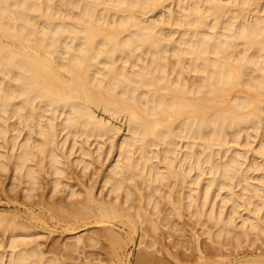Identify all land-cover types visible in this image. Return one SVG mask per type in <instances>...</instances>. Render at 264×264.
I'll use <instances>...</instances> for the list:
<instances>
[{
  "label": "bare ground",
  "instance_id": "obj_1",
  "mask_svg": "<svg viewBox=\"0 0 264 264\" xmlns=\"http://www.w3.org/2000/svg\"><path fill=\"white\" fill-rule=\"evenodd\" d=\"M7 170L29 200L31 226L54 218L67 231L100 229L62 244V255H50L29 225L12 230L0 241V264H67L75 253L76 264H102L88 249L107 248L103 240L114 255L108 264H122L137 234L136 264L191 255L219 264L211 258L233 239L260 238L264 0H0V173ZM186 215L210 242L196 231L193 246L163 242L161 225L172 229ZM248 255L240 264L263 260Z\"/></svg>",
  "mask_w": 264,
  "mask_h": 264
},
{
  "label": "rangeland",
  "instance_id": "obj_2",
  "mask_svg": "<svg viewBox=\"0 0 264 264\" xmlns=\"http://www.w3.org/2000/svg\"><path fill=\"white\" fill-rule=\"evenodd\" d=\"M115 158V157H114ZM114 158L112 159V161L114 160ZM79 168V167H78ZM78 168H76V166L75 167H73V169H74V175H76V173H80V174H82L81 172H78L79 170H80V168L78 169ZM93 170H94V167L92 166L91 167ZM91 168L89 169V170H91ZM88 170V172H90ZM11 170H7V171H5V172H1L0 174V178L2 179V182H4V184L2 183L1 184V180H0V213H2L4 216H6L5 218H6V222L7 223H1L0 222V241H1V239H2V241H3V239L6 241V239H7V236L9 235L8 234V232L10 233V231H12V230H14V232L16 231L17 232V229L19 230V229H21L20 231H22L23 232V227L24 226H26V227H28V225H29V227L28 228H30V232H32L31 231V228H34V231L32 232V233H36L35 231L37 230V232H39V235L37 236L38 238H37V240L39 241V242H44V244L43 245H45V248L48 246V244H49V249H51V248H54L55 250H56V252L58 251V254H56L55 253V251H54V249H51V251L53 252V254L52 253H49L50 255H59V254H61L62 255V252H64L65 251V248H64V245H62V244H65V242H69V243H72L73 242V240H74V238L76 237V236H78V235H85V236H87L89 233H91V231H96L97 229L96 228H98V230L100 229V227H96L95 225H89V226H87L86 227V229H84V230H81V231H67V230H64L65 229V227H64V225L66 224V223H64L63 221H58L57 219H49L48 221H44V220H41V219H39V220H34V219H31V221H34V223L32 222V224L34 225H32L31 226V222H30V220L28 219V214H29V210H28V213L26 212L25 214H24V212L26 211V209L27 208H29L28 206H27V202L29 201V200H27V199H25V200H23L24 199V197H23V193L22 192H20L21 191V185L19 186V184H20V182H19V178H15L14 179V177H13V173L11 172ZM5 173V174H4ZM44 173V172H43ZM11 176H10V175ZM4 177V178H3ZM46 177V178H45ZM11 178H13L12 179V182L10 181L11 180ZM46 179V180H45ZM83 179H86L85 177H83ZM48 181V175L47 174H44L43 175V181ZM73 180V179H72ZM10 181V182H9ZM44 181V182H45ZM74 181V180H73ZM73 181H71V182H73ZM16 183H18V186H17V184ZM12 184V185H11ZM13 185H15V186H13ZM4 187V188H3ZM6 187H7V189L9 190H7L6 189ZM12 188V189H11ZM40 188V189H39ZM38 189V191L40 192H43V186H41V187H39ZM60 188V187H59ZM63 187H62V185H61V189H62ZM2 189H3V191H2ZM7 192H6V191ZM19 193V194H18ZM21 193V194H20ZM59 195H56L57 197L58 196H61V194L60 193H58ZM8 195V196H7ZM22 195V196H21ZM15 196V198H13V200H12V197H14ZM19 196H21V197H19ZM10 197V198H9ZM17 197V198H16ZM19 197V198H18ZM23 198V199H22ZM9 199V200H8ZM11 200V201H10ZM16 200H18V201H16ZM52 200V199H51ZM8 201H10V202H8ZM25 203H24V202ZM39 211V209H36V213ZM245 211H243L242 213H244ZM27 214V215H26ZM14 215V216H13ZM18 217H17V216ZM25 215H26V217H25ZM25 218H24V217ZM5 218H4V220L3 221H5ZM13 218H15L14 220H15V222H16V219L18 220H20V222L21 223H19V220L14 224V223H10V221H12V219ZM36 219V218H35ZM28 222H26V221ZM23 221H25V223L23 222ZM181 221H185L186 223H178L177 225H175V223H174V225H172L173 227H172V229H168V226H165V227H163L162 225H161V227H162V229L165 231V235H163V230H161V234H159V237L160 238H162L163 239V242H166L165 244H171V240H175L176 238L179 240V239H181L182 241H185V242H187V240H189L186 244L188 245V243H189V247L190 246H193V245H195V241H196V239H197V237H195V231H196V235L197 236H199V243H201L202 245H204V244H206L207 243V241H209V239H208V237H207V235L206 234H204V228H205V226H202V225H199V224H197V223H194L190 218H189V216L188 215H186L185 216V218H183V219H181ZM238 221H240V219L238 218ZM30 222V223H29ZM36 222V223H35ZM8 224L10 225V228H9V226H8ZM15 226H14V225ZM24 224V225H23ZM148 224V223H147ZM147 224L146 223H143V226H147ZM206 224H208V225H212V223H206ZM19 227H18V226ZM20 225H22V226H20ZM180 225V226H179ZM12 226H14V228H12ZM31 226V227H30ZM37 226V227H36ZM174 226H176V228H174ZM178 226L179 227H181L179 230H178ZM6 227H7V230H6ZM18 227V228H17ZM117 227V228H116ZM115 228L116 229H118V230H120V231H122L123 233H126L125 231H128V227L127 226H123V225H121L120 223H118L117 224V226H115ZM36 229V230H35ZM96 229V230H95ZM101 229H102V227H101ZM175 229H177V230H175ZM33 230V229H32ZM80 230V229H79ZM6 231H7V233H6ZM41 231V232H40ZM15 232V233H16ZM43 232V233H42ZM169 232H170V234H169ZM17 233H20V232H17ZM166 233H167V235H166ZM171 233H172V236L173 237H171ZM43 234V235H42ZM200 234V235H199ZM194 235V236H193ZM263 236H260V238H256L255 237V235L254 234H251V235H249V237L247 238V239H242V240H240V241H234V239L227 245V247L226 248H224L223 249V253L224 254H220L222 257H225L226 256V258H223L224 260V262L222 261V259L220 260L219 258H222L220 255H218V256H215V257H212L211 259H215L216 257V259L217 260H219L220 262H219V264H240V262H239V260L241 261L242 260V258H243V256H245V255H247V254H249L248 256H247V258L248 259H256L257 257V255H262V257H261V259H263V260H261L260 258H257V259H260L261 261H257L256 263H254V262H248V263H244V264H264V234H262ZM162 236V237H161ZM164 236H168L167 238L166 237H164ZM5 237V238H4ZM23 237V236H22ZM141 238L140 236H138V234L136 235V240L137 241H133V242H129V244L126 246V247H124L121 251L123 252V257H124V261H123V263L122 264H136V260H137V252H138V250H139V252L141 251V249L140 248H142L143 246L142 245H139V242L138 241H140V239L139 238ZM173 238V239H172ZM176 239V240H177ZM184 239V240H183ZM187 239V240H186ZM195 239V240H194ZM167 240V241H166ZM195 242V243H193V242ZM4 242V241H3ZM138 242V243H137ZM168 242H170V243H168ZM190 242H192L191 243V245H190ZM210 242V241H209ZM46 243V244H45ZM102 243H104L103 245L105 246L106 244V246H108L107 248H105V247H101L102 246V244H97V245H92L91 247L90 246H88L87 248H89L88 250H90L91 251V249H92V252H94V253H101L100 255L102 256V258H103V263L102 264H108L109 263V261L108 260H110V261H112L113 260V258L114 257H112V256H114V255H112L113 253H111V252H113L112 251V249H111V247H110V244H109V242L107 241L106 242V240H103V242ZM217 245V244H216ZM95 246V247H94ZM140 246H142V247H140ZM44 247V246H43ZM63 247V248H62ZM93 247V248H92ZM158 247L159 248H161V244L160 245H158ZM179 247V248H178ZM177 247V249L179 250V254H180V252H181V256H182V254L183 253H188L189 255H191L192 253V250L191 249H188V251L187 250H185V248L183 249V250H180L181 248H182V246H178ZM87 248H86V250H87ZM62 249V250H61ZM107 249V250H106ZM0 250H1V248H0ZM106 250V251H105ZM110 250V251H109ZM172 250H176V247L173 249L172 248ZM178 250L176 251V253L178 252ZM60 251H62V252H60ZM97 251H99V252H97ZM108 251V252H107ZM183 251V252H182ZM89 252V251H88ZM107 252V253H106ZM109 252H110V254H109ZM172 252H174L175 253V251H172ZM137 253V254H136ZM124 254H126V255H128V257L127 256H125ZM187 254V255H188ZM157 255H158V257L160 256V257H162L163 256V253L162 252H158L157 253ZM224 255V256H223ZM220 256V257H219ZM74 257H75V259H72V260H70L69 259V261L67 260V264H76V263H78V262H80V261H82L83 259L81 258V257H79V255L78 254H74ZM183 257V256H182ZM242 257V258H241ZM77 258V259H76ZM184 259H182L181 258V264L182 263H184V264H198L200 261H197V259H196V257L195 256H193V255H191V257H190V259H186L185 257H183ZM82 259V260H81ZM196 259V260H195ZM129 260V261H128ZM170 260H171V257H168L167 256V258H164V264H166V263H168V264H172V263H175L176 261L172 258V263L170 262ZM238 260V261H237ZM243 260H244V258H243ZM84 261H89V259L87 258H84ZM83 261V262H84ZM174 261V262H173ZM222 261V262H221ZM198 262V263H197ZM175 264H177V262L175 263ZM218 264V263H217ZM241 264H243L242 262H241Z\"/></svg>",
  "mask_w": 264,
  "mask_h": 264
}]
</instances>
